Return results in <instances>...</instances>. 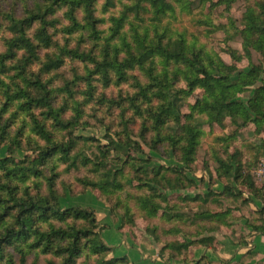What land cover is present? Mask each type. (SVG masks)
Listing matches in <instances>:
<instances>
[{"label":"trees","instance_id":"1","mask_svg":"<svg viewBox=\"0 0 264 264\" xmlns=\"http://www.w3.org/2000/svg\"><path fill=\"white\" fill-rule=\"evenodd\" d=\"M197 1L203 14L207 2L210 13L215 5L230 8L239 0H0V151L7 147L0 155V264H28L30 256L41 255H50L51 264H76L80 258L128 262L125 256L106 259L112 248L91 208L62 205L63 175L85 168L93 175L77 177V183L114 195L125 190L122 179L132 167L130 183L137 179L152 192L133 197L150 217L162 209L155 200L170 194L208 202L210 193L187 192L195 180L184 174L196 161L205 123L222 126L229 119L264 133V0H244L243 25L233 27L243 38L244 54L235 49L229 54L235 62L247 57L245 68L225 62L198 34L175 22L192 15ZM195 21L226 31L210 16ZM252 50L262 55L261 62L251 61ZM113 88L117 93L108 95ZM197 90L202 95L184 112L186 99ZM91 119L106 128V144L76 134L95 125ZM94 141L99 153L91 147ZM141 144L160 154L171 151L183 165H157L149 177L132 158V151L143 152ZM247 147L264 152V135ZM20 150L28 153L18 158ZM241 156V151L217 156V176L247 185L257 196ZM258 206L248 227L264 234V204ZM171 210L162 216L188 222L185 213ZM231 211L194 213L196 235ZM212 239L197 243L211 247ZM186 244L168 242L164 250L173 256Z\"/></svg>","mask_w":264,"mask_h":264},{"label":"rangeland","instance_id":"2","mask_svg":"<svg viewBox=\"0 0 264 264\" xmlns=\"http://www.w3.org/2000/svg\"><path fill=\"white\" fill-rule=\"evenodd\" d=\"M196 4L198 5L196 7L199 8L192 15L178 16L175 22L181 29L184 28L189 33L198 34L200 42L207 44L213 51H216L225 62L229 64L234 63L240 68H245L249 64V59L244 57L241 61L235 62L230 56L229 50L235 49L244 54L242 49L243 38L234 33L233 27H241L243 25L242 16L246 7V1H236L230 8H227L224 4L215 5L210 13H208L209 3L207 2L206 8L202 12L203 14H200L201 4L198 1ZM207 16H210L215 26L226 25V31L223 29L216 30L207 25L198 26L196 24L195 18L202 19ZM207 29H210L212 32H208ZM262 58L260 53L252 50L251 61L259 63L262 61ZM114 92L117 93L115 88L113 90H107L108 95ZM201 92L197 90L194 95L186 99L184 112H189L188 105L193 104L196 99L200 98L202 95ZM248 94H242V98L246 100ZM201 118L203 119L205 117L201 116ZM91 122L96 124H89L86 129L80 128L76 131V134L86 137H96L98 142L106 144V128L99 126L94 119H91ZM202 129L203 133L200 137L196 161L192 169H184V174L188 178L195 180L192 185H189L187 192L193 196L200 195L202 197H207V193H210L207 197L208 202L206 203L200 199L197 201L185 200L179 198L176 193L170 194L167 199L159 198L155 200L162 207L157 215L150 214V217H145L144 210H142L133 197L137 195L148 196L152 192L146 187H140L137 179L135 180L136 182L130 183V175L135 176V170L132 167L127 168L122 179L125 190L114 195H106L99 189L91 188L90 186L84 187L77 183L75 181L77 177L93 175L85 168H82L79 172H72L61 177L58 190L61 194L60 201L62 205L64 207L74 205L82 208H91L94 211L98 220V228L100 229L101 236L113 250L104 253L106 259H112L115 256H125L128 258V262L124 261L118 264H148V262L152 263L155 260L164 263L165 261H169V259L173 264H264V260H259L256 252H250L251 247L243 256L246 257L243 260L232 257L223 258L220 261H211L207 256L195 259L194 251L196 249L205 247L213 250V252L220 251L224 245L223 240L227 237L231 238L233 243L238 245H244L245 241L251 242L247 237L250 233L256 231H251L248 227V222L257 217L256 211L259 209L258 205L264 204V170L261 169L264 152H259L258 154L257 150H252L247 147L248 144L258 143V139L264 133L259 134L256 126L253 124L245 127H237L229 119H226L222 126L219 124L210 126L208 123H205ZM220 136L228 137V139L219 142L217 141V137ZM134 139L138 140L137 137H134ZM97 141H94L91 147L99 153L98 148L96 149ZM88 144L89 146L91 145L89 142ZM141 145L143 152L138 151L137 155L136 151H132V158L133 162L136 165H140L143 171L145 169L149 171V177H153L154 173L152 170L157 165H163L164 167L167 165H177L179 167L183 165L178 163L171 151H168V154H160L158 151H151L144 144ZM6 149L7 147L1 149V156L6 155ZM234 151H241V160L245 164V171L250 173L255 183L258 191L257 196L250 192L247 185L230 183L225 178H218L216 169L219 167V164L216 157H226L227 152L232 153ZM27 153L26 151L20 150L17 153V157L23 158ZM140 159H145V161ZM143 178L145 177L143 176ZM225 184L232 188V194L225 189ZM118 195L122 200L120 204H117ZM127 207L131 208L130 213L126 211ZM168 208L172 209L171 212L173 214L185 213V218L188 222L183 224L180 222L181 220L174 219L172 221L169 216H162L163 210ZM228 209L232 210V213L230 212L225 217V220L223 219L221 223L205 224V231L200 235H196L197 227L191 224L194 213L204 210L227 211ZM173 225H177V231L172 230L174 228ZM155 226L158 229L152 232ZM168 231L171 234H168ZM108 236H113L116 241L118 240L117 243L112 244L110 241L108 242L106 239ZM208 237H213L212 240L207 241L211 247L197 243V240ZM123 241L126 248H129L130 252L133 251V253H126L122 250L124 246ZM176 241L187 244L182 249L178 248L179 250L172 256L169 250L165 251L164 249L168 242ZM92 259L86 260L85 258H80L76 264H96L95 259ZM33 261L36 264H51L52 258L50 255H41L35 260L34 256H30L28 258V264Z\"/></svg>","mask_w":264,"mask_h":264},{"label":"crops","instance_id":"3","mask_svg":"<svg viewBox=\"0 0 264 264\" xmlns=\"http://www.w3.org/2000/svg\"><path fill=\"white\" fill-rule=\"evenodd\" d=\"M106 239L108 242L110 241L112 244H116L118 241V240L116 241V239L113 238V236H108V238ZM247 239L251 240V242L245 241L244 245H238V244L233 243L231 238L227 237L223 240V243H224L223 247H221L220 251L218 250L216 252H213V250L207 249L205 247H202V248L200 247L199 249H196L194 251L195 259H200L202 256H207L211 261H220L223 258L225 259V258H232V257L243 260L246 258L243 256L252 248L250 252L251 253L256 252V254H258V259L263 261L264 260V234H260L258 232H252L247 237ZM123 245H124L123 249L122 248H118V249H122L126 253L128 252L133 253V251L130 252L129 248H126L124 241H123ZM135 256L138 257L137 255ZM148 264H173V263L169 259V261L167 262L165 261L164 263H161L160 261L155 260L152 263L148 262Z\"/></svg>","mask_w":264,"mask_h":264},{"label":"built area","instance_id":"4","mask_svg":"<svg viewBox=\"0 0 264 264\" xmlns=\"http://www.w3.org/2000/svg\"><path fill=\"white\" fill-rule=\"evenodd\" d=\"M261 169L264 170V159H262V161H261Z\"/></svg>","mask_w":264,"mask_h":264}]
</instances>
